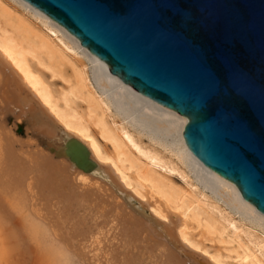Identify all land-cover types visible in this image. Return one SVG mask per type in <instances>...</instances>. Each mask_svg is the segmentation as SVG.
<instances>
[{"label": "bare ground", "instance_id": "obj_1", "mask_svg": "<svg viewBox=\"0 0 264 264\" xmlns=\"http://www.w3.org/2000/svg\"><path fill=\"white\" fill-rule=\"evenodd\" d=\"M13 2L46 31L0 0V264H264V215L191 153L186 118Z\"/></svg>", "mask_w": 264, "mask_h": 264}, {"label": "water", "instance_id": "obj_2", "mask_svg": "<svg viewBox=\"0 0 264 264\" xmlns=\"http://www.w3.org/2000/svg\"><path fill=\"white\" fill-rule=\"evenodd\" d=\"M23 1L110 74L185 117L191 153L264 215V0ZM64 152L84 171L95 167L73 137Z\"/></svg>", "mask_w": 264, "mask_h": 264}, {"label": "rangeland", "instance_id": "obj_3", "mask_svg": "<svg viewBox=\"0 0 264 264\" xmlns=\"http://www.w3.org/2000/svg\"><path fill=\"white\" fill-rule=\"evenodd\" d=\"M10 3H12V4H14L15 6H17V8L20 10V11H22V13L23 14H25L26 16L27 15H30L28 18L29 19H31V14H28V12L23 8V7H19V5H16L14 2H13V0L11 1V0H8ZM34 18H32L31 20H33ZM35 21V23L39 26L40 25V27L42 28V29H44V27H42V24H41V22H39V20H36V19H34L33 20V22ZM44 31H46L45 29H44ZM61 86V83H59L58 82V85H57V87L59 88ZM20 136V135H19ZM21 138H24L23 140L25 141V140H27L28 138L27 137H25V136H20ZM175 181L179 184V185H182V182L178 179V178H176L175 177ZM195 234H198V233H195ZM196 237H197V239H200V237H198V235H196ZM204 245L206 246V247H210V248H213V249H218V246L216 245V244H210V243H204ZM26 256V255H25Z\"/></svg>", "mask_w": 264, "mask_h": 264}]
</instances>
